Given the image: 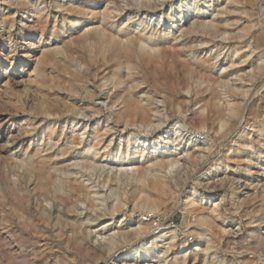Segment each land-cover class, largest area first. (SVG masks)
<instances>
[{
    "label": "bare ground",
    "instance_id": "1",
    "mask_svg": "<svg viewBox=\"0 0 264 264\" xmlns=\"http://www.w3.org/2000/svg\"><path fill=\"white\" fill-rule=\"evenodd\" d=\"M56 1L15 0L13 4L18 9L12 11L7 9L12 3L0 0V23L16 31L7 29L0 33V138L7 136L0 149V186L5 181L0 198L6 202L11 197V204L6 202V205L14 218L13 222L6 217L2 219L0 264H84L94 255L108 264H115L118 259L123 264H166L172 249L176 251L169 264L213 261L209 252L213 237L223 238L238 232L226 227L231 223L222 218L223 202H212L210 198L200 201L196 191L192 195L189 190L176 191L170 184L168 174L182 160L185 147L179 143L174 146L175 139L167 134L177 129L179 121H174L170 130L159 132L150 148L141 147L138 141L129 138L124 140L126 147L115 144V135L122 137V131L145 132L156 122L166 125L181 115L187 124L212 133L205 147L209 154L221 152L219 145L234 134L243 137L247 147L255 149L252 157L259 160L264 157V118L259 119L261 114L251 107V101L261 89L257 88V82L264 81V57L260 52L264 50L263 0H257V5L262 3L259 6H253V0H180L178 7L186 4L194 13H199L201 6L212 7L215 11L211 14L217 20L206 19L205 11H200V16L186 19L175 28L178 34L173 28L161 29L160 25L170 20L165 17L159 18V24L154 27L145 21L153 19L155 10L166 0H58L60 9L55 8L52 15L48 3ZM131 9L143 14L136 18ZM21 12L29 15L24 24L19 19ZM236 15L245 16L242 18L246 23H240ZM183 18L184 15L179 19ZM37 28H42L38 42L33 41L30 33ZM46 33H50V41L56 38L71 45L65 59L52 50L50 42L40 45ZM180 37L185 38L186 44L179 42ZM200 37L204 39L199 41ZM218 37H221L219 41ZM237 39H250V44L233 45ZM203 44L211 52L215 50L217 56H201L199 48ZM17 47L23 50L19 52ZM35 47H39L37 57L32 55ZM246 47L252 55H259L256 61L250 59L251 54H243ZM229 53L228 61L222 60ZM219 62L228 63L222 69L230 68L232 73L226 77L215 74ZM29 86L34 87L32 95L23 96L22 90V95L18 94V87L28 91ZM105 87L108 93L104 94ZM104 95L109 101L105 107L96 102ZM80 101L86 105H79ZM192 103L199 104L197 110L191 111ZM262 103L260 107H264V97ZM86 109L94 113L87 120L79 117ZM252 117L259 120L243 128L244 121ZM62 119L81 124L82 133H88L90 125L93 132L88 137L89 143L85 144L78 132L69 135L70 132L61 128ZM104 120L112 121L114 128L104 126ZM74 131L71 128V133ZM234 138L230 143H234ZM234 141L227 147L226 161H234L237 163L234 166L239 167L246 163L244 155L251 151L246 150L245 144ZM12 144L18 145L22 152L14 154ZM200 146L196 150L186 149L189 163L196 162V152L202 150ZM73 155L79 158L84 170L69 168L71 165L66 162L75 159ZM106 158L129 165L132 172L125 176L123 195L108 205V209L101 210L94 196L96 190L91 187L95 180L90 171L99 166L98 160ZM10 167L17 182L26 184L24 196L9 185ZM226 167L230 171L229 165ZM100 175L109 182L124 180L118 173L103 171ZM178 181L176 185L180 187ZM31 191L38 198L58 203L60 208L54 211L37 208L39 218L29 214L24 204L29 201ZM238 193L239 188H235L232 198ZM78 203H84L91 211L82 217L75 210ZM175 210L184 213V226L161 229ZM119 213L129 215L130 223L134 224L114 230L111 223H104L107 215ZM136 213L139 216L133 220ZM150 214V218L146 217ZM93 222L100 227L89 229ZM179 230L183 232L180 243ZM192 235L196 240L190 243L188 239ZM158 241L168 246L155 254ZM121 254L123 257L119 258Z\"/></svg>",
    "mask_w": 264,
    "mask_h": 264
},
{
    "label": "rangeland",
    "instance_id": "2",
    "mask_svg": "<svg viewBox=\"0 0 264 264\" xmlns=\"http://www.w3.org/2000/svg\"><path fill=\"white\" fill-rule=\"evenodd\" d=\"M8 1L10 3H12V5L9 8H7L8 10L14 11V10L18 9L17 5L13 4V3H15V0H8ZM49 1L54 2V0H49ZM60 1L61 2H67L68 0H60ZM166 1L161 7L157 8L155 10V13H156L155 16L156 17L153 16V19L147 18L145 20L146 22H148L150 24V26L154 27V26L158 25L159 24L158 19L161 17H165V19H170V20L167 22L166 21L163 22V24H161L162 23L161 22L160 23L161 29H166L168 31V30H172V28H173V31L176 32L175 28H177V26L182 25L184 23V20H186V19H192V18L200 16L201 15L200 11L201 12L205 11L203 16L206 19L217 20V17L211 14L215 10H213L212 7H210V6H201V7H199V10H198L199 13H194L195 12L194 9L192 10L191 7L188 9L186 4L183 5V7H181V8L178 7V3L180 0H166ZM58 2L59 1L57 0L55 2V4L52 3L53 5L50 2L48 3V7L51 10L50 13L52 15L55 13L54 12L55 8L60 9L57 6ZM252 2H253V6H259L262 3L264 4V0L261 1L262 3L259 2V5H257V0H253ZM1 6L2 5L0 4V7ZM50 7L53 8V11H52V8H50ZM130 11L132 12V16H134L136 18L137 17L140 18L141 15L143 14L142 12H139L136 9H131ZM0 12H1V10H0ZM20 14L21 15H19V19H21L22 23L24 24L27 20L26 17L29 15L25 12H23V13L21 12ZM182 15H184V18L181 21L179 18L180 17L182 18ZM238 16L239 15H236L235 17L240 19V21H241L240 23L245 22V19H243V18H245V16H242V15L239 17ZM30 18L32 19V17H30ZM7 29H12V31L15 30L14 27L11 28L10 26H6L5 24L0 23V33H3ZM32 30L30 31V33L34 36L33 41L38 42L40 40L39 37L41 35L42 28H37V29H32ZM237 31L238 30L236 29L235 33H237ZM14 32H16V31H14ZM176 33L178 34V32H176ZM59 34H60V32H59ZM61 37H64V36H61ZM220 38L221 37H218V38H216V40L219 41ZM54 39L50 41V33H46L45 36L43 37L40 45L43 44V42L45 43L46 41L50 42L52 44L51 45L52 50L58 51L59 52L58 56L62 59H65L67 57L68 51L70 52L69 48L72 49L71 45L69 43L64 44L61 41H58L56 38H54ZM203 39L204 38L201 39V37H200L198 40L200 41ZM198 40H196V42H198ZM237 40H239V41L232 42L233 45H236V44L240 45L241 43H242V45H244L246 43L250 44V39H247L246 41H241L242 39H237ZM179 42L186 44L187 41L185 40V38L180 37ZM7 45H8V48H10V46H9L10 44L7 43ZM204 46L205 45L203 44L201 46V48H199V53L201 54V56H204V57L209 56V55H211L213 57L217 56V53L215 50L213 52H211L210 50H208ZM14 48H15V46H14ZM22 50L23 49L21 47H17V51L21 52ZM242 52H243V54H248V53L251 54L250 48H247V47L244 48ZM260 52H261V55L264 57V50H261ZM39 54H40L39 47H35L32 51V55H35V57H37ZM230 54L231 53H229L227 56H225L226 58L225 57H224V59L222 58V60L228 61ZM258 56L259 55L255 56V54H253V55L251 54L250 59H252V61H256ZM221 57H222V55H221ZM215 60L216 59H214L213 61L215 62ZM220 64H221L220 62L217 64V66H216L217 70H216V68L214 70L215 74L222 76V77H226L227 75L232 73L230 68H226L225 70L222 69L224 67H227L228 63L224 62L221 65ZM245 69L248 71L249 65H248V69H247V67ZM230 78H233V77L230 76ZM263 82L264 81H261L260 83L257 82V85H258L257 88L261 87V89H260L259 93H257L255 95V97L253 98V100L251 101V102H253V104L251 103V107H253V109L257 110V114H261V117L259 119L264 118V113H263L264 107H260V105L263 104L262 99L264 97V93H263L264 92V83ZM32 89H34V87L29 86L28 91L24 87H18L17 92H18V94L22 95L21 92L23 91V96H25V94L32 95V93H33V92H31ZM24 91H25V93H24ZM103 93L104 94L108 93V87L103 88ZM105 96L106 95H104L103 98L101 97L100 99L96 100L98 105H101L103 107L107 106L109 101L106 99ZM194 97L196 98V96H194ZM259 97H261V98H259ZM199 98L200 97H198L197 99L199 100ZM258 99H259V101H258ZM158 100H159L158 104L160 103L159 105H161V102H160L161 100L160 99H158ZM79 103H80L79 105H81V106L86 105V102L84 105V101H82V102L80 101ZM194 103H192L191 111H195L199 107V104L193 105ZM92 114H94V113H92L91 111H88V109H86V110H83V113L80 114L79 117L87 120ZM188 114H190V112ZM259 119H255V117H252L251 120H249L247 122L244 121L245 126L243 125V128H247V126H248L247 123L250 122L249 123V125H250L254 122V120L256 121ZM176 120L179 121L177 129H174L171 133L169 132L167 134V136L172 135V138L175 139V140H173L174 141L173 144H175L174 146H176V144L179 143V146L185 147V148L183 150L184 152L183 151L181 152V159L182 160L180 161L178 166L173 170L174 172L172 171L171 173L168 174V180H169L170 184L172 183V185H174L173 187L176 191H179V190L180 191H182V190L188 191L189 190V194H191V195L193 194L192 192L196 191L198 193L197 196H198L200 201L201 200L206 201L208 198H210V200L212 202H219V201L221 203L223 202L221 205V209H220L221 214H222V218H224L225 221H228L231 223L230 225H227L226 227L230 228L232 232H238V235H239V237H238V235H236L235 233H231V236L225 235L223 238L220 236H214L212 239V242H211L210 250H209L211 259L213 261L207 262L206 264H264V211H263L264 210V193H262V192H264V189H262V187L264 188V157H261L260 160L257 159L256 156L252 157L254 155L255 149L247 147V143L243 137H241V139H240V137L237 138V136H234V134H233V135H231L230 138H228V139L226 138L225 141H222L223 143H221V145H219V149L222 148L221 152H219L220 154L219 153L209 154L207 149H205V147L207 146V138L208 137L211 138L212 133L211 134L206 133V131L203 129L202 130L197 129L195 126L187 124V122L184 120L183 116L181 117V115H179V119L170 120L168 122V124H166V125H163L160 122H156L155 126L148 127L147 129H145V132L138 133L137 131H134V130L130 131V132L129 131H122V132H120L122 137H119L118 134L115 135V144L116 143L117 144L122 143L126 147V143L124 140L129 138L132 141L133 140L138 141L141 144V147L144 145L145 146L147 145V147L150 148V146H152L153 140L156 138L158 133L159 132L164 133L167 131V129L170 130L172 123H174V121H176ZM60 121H62V122H59L60 123L59 126H61V128H65L68 133L70 132L69 135L76 134L78 132L79 135H81L82 139L85 140V144L89 143L88 137L93 132L92 130L90 131V128H91L90 125L88 126V129H87V130H89L88 133L87 132L82 133V132H84V130H80L81 124L66 122V119H62ZM113 124L114 123H112V121H107V120L103 121V125L108 126L109 128H111V127L114 128ZM187 125H188V127H187ZM71 128L75 129L74 133H71ZM78 130H80V131H78ZM255 135H256V133L254 134L253 138L254 139L258 138ZM197 137L198 138L200 137V139H198ZM6 138H7V136H2L0 138V149L4 145ZM233 138H234V140H237L236 144H245L246 148H248L246 150L249 152L251 151V153H246L244 155V158L246 159V161H245L246 163L241 164L239 167H236L237 163L234 164V161H231V162L228 161L229 163L226 161L227 147H229L231 144L235 143L234 140L232 141L234 143H230ZM166 139L168 140V138H166ZM225 144H227V145H225ZM224 145L226 147H224ZM199 146L202 147V150L201 151L197 150V152H196V155H197L196 156L197 157L196 162H195L196 164L195 163H193V164L189 163L186 159V156H185L186 151L188 149L196 150ZM11 147H12V151L14 152V154H16V153L20 154L22 152L19 149L20 147L16 144H12ZM131 147H132V145H131ZM223 148L225 149V152H222V151H224ZM178 151H180V150H178ZM52 152H53V149H52ZM198 153H199V155H198ZM204 153L206 154L205 156H204ZM109 156L111 158H113V154H111ZM137 157H139V156L137 155L136 158ZM73 158H75V159L70 160L71 162L70 161L66 162V163H70L71 166H69V168L71 170L73 168L84 170L81 162L78 163L79 158L75 155H73ZM212 159H213V162H212ZM72 163H75V164H73L74 166L72 165ZM97 163H98L97 165H99V166L95 167V169H92L90 171V173H92L93 177H94L93 181L95 180L94 183L91 185V187L93 188V190H96V192L94 193V196H95L96 202L99 204V207L101 208V210H105V209H108L107 208L108 205H112L113 203H115L119 199L120 196L123 195V192L126 190V181L125 180L127 179L126 177H128L127 173L128 172L131 173L132 170H131V172L129 171V169H130L129 165L126 166V164H120V162H117L115 160H110V159L108 160L107 158L103 159L102 161L98 160ZM77 164H79V165H77ZM205 164L208 166H206ZM81 165H82V167H81ZM226 165H229L231 172L230 171L227 172ZM234 165H236V166H234ZM203 166H205L206 168H201ZM10 168H11V171H10L11 173L9 174V185L13 186L19 192V194L21 196H24L25 194H27L26 184L24 182L22 184H20V182H17L18 180L12 172L13 168L12 167H10ZM207 168L208 169L217 168L218 170L217 171H215V170H206L205 171L204 169H207ZM127 169H128V171H127ZM103 171L104 172H111V173H118L121 176H123L122 178L124 180H121V182L120 181L119 182L106 181L100 175L101 172H103ZM114 171H116V172H114ZM122 172H123V175H122ZM237 172H238V174H237ZM207 173H210L212 175L218 173L219 176L214 177L212 175H207ZM124 174H126V175H124ZM188 174H189V176H188ZM202 174H204V175H202ZM230 175H233L234 177L230 176ZM197 176H198V178H197ZM220 177H221V179H220ZM0 178H1V176H0ZM84 179H85V177H84ZM216 179H218V180H216ZM235 179H237V180H235ZM239 179H240V181H239ZM177 180H179L178 182H180L179 183L180 187H178L176 185ZM194 180L196 183L194 182ZM215 180L218 182H216ZM3 182L4 183L0 186V197H1V194L4 193L3 188H4L5 181H3ZM86 183L90 184L91 182L86 181ZM182 184H183V186H182ZM31 187L32 186H30V188ZM235 188H239L240 193H238L236 195V197L232 198V193L235 192ZM34 194L35 193L33 191H31L29 194V201L24 204V208L29 214H32V215L36 216L37 218H39V215H37V212L35 211L37 208L47 207L49 210H52V209L55 210L56 208H60L58 203H55L49 199L43 200V198H38ZM201 195H202V197H201ZM6 202L11 204V202H12L11 197H9ZM6 202L0 198V229L1 230H2V228H1L2 224L1 223H2V219L4 217L9 219L10 222L14 221L12 214H10L8 212L10 210L7 209ZM44 202H46V203H44ZM236 202H238V204ZM240 204H242V205H240ZM261 208H263V209H261ZM54 210H52V211H54ZM75 210L78 211V213H82V215H83L82 217H84L86 214H88L91 211L87 206H85L84 203H78L75 206ZM256 211L258 212V214ZM262 215H263V218L260 217ZM138 216H139V213L134 214L132 217L133 220L137 219ZM169 216H170L169 219L165 221V226H162L161 229L168 227V226H174V228L179 229V227L181 228L184 226L185 215L181 210H175L174 213H171ZM53 217L54 216H52V220H53ZM129 217H130L129 215L123 216V213H119V214H116L115 216L107 215L105 218H103V221H104V223H106V222L111 223L113 229L116 230V229H118V226H127V225L134 224V223H132L133 221H131V223H130ZM146 217L150 218L151 214L149 216H146ZM261 220H262V222H261ZM192 221H194V219H192ZM250 221H252V222H250ZM157 222H158V220L154 223L155 226H156ZM98 227H100V226L95 225L94 222L90 223L88 225V228L91 230H96ZM1 230H0V248L2 245V237H1L2 231ZM178 233H179V235H178L177 239L179 240V243H180V242H182L181 238H182L183 234H181V233H183V232H182V230H179ZM193 237H194L193 235L189 237L188 240L190 243H193L196 240V237H194L193 241H190V238H193ZM147 241H148V239L145 240V242H147ZM138 244H140V243H138ZM158 245H159V247L156 248L155 254H158L159 250H162V248L164 250L168 246V244L167 245L164 244L163 241H158ZM240 245H241V247H240ZM160 246H162V247H160ZM191 250H193V251L196 250V246H194ZM175 251H176V249H172L170 251L169 256H171V257H168L166 264L170 263V261H171L170 259L172 257H174ZM160 255H162V253ZM122 257H123V254L119 255V258H122ZM123 263H124V261H122V260L120 261V259L116 260V262H115V264H123ZM84 264H108V262L105 259L101 258L100 256L94 255L92 257H89ZM197 264H199V263H197Z\"/></svg>",
    "mask_w": 264,
    "mask_h": 264
},
{
    "label": "built area",
    "instance_id": "3",
    "mask_svg": "<svg viewBox=\"0 0 264 264\" xmlns=\"http://www.w3.org/2000/svg\"><path fill=\"white\" fill-rule=\"evenodd\" d=\"M190 241H193V238H190Z\"/></svg>",
    "mask_w": 264,
    "mask_h": 264
}]
</instances>
